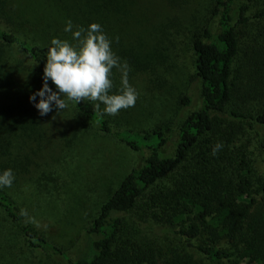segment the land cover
<instances>
[{
  "label": "trees",
  "instance_id": "1",
  "mask_svg": "<svg viewBox=\"0 0 264 264\" xmlns=\"http://www.w3.org/2000/svg\"><path fill=\"white\" fill-rule=\"evenodd\" d=\"M138 1L0 0V151L9 155L0 159V172L26 167L21 151L30 159L50 141L49 115L39 116L29 96L42 87L51 40L75 43L63 30L69 20L74 30L99 23L118 55L121 29ZM254 1L214 0L211 20L192 30L201 102L176 128L125 129L91 101L69 102L75 115L62 139L75 143L77 155L92 144L91 127L124 142L142 161L102 202L74 259L26 222L12 194L0 190V216L18 228L29 251L56 264H264V175L250 163L247 145L237 142L252 134L264 152V7L254 10ZM193 101L186 94L181 104ZM257 102L263 106L254 109ZM217 143L223 147L213 156ZM175 174L171 185L161 184ZM149 219L152 226L142 232ZM168 236L179 244L170 246Z\"/></svg>",
  "mask_w": 264,
  "mask_h": 264
},
{
  "label": "rangeland",
  "instance_id": "2",
  "mask_svg": "<svg viewBox=\"0 0 264 264\" xmlns=\"http://www.w3.org/2000/svg\"><path fill=\"white\" fill-rule=\"evenodd\" d=\"M214 0H139L130 22L121 29L118 56L129 66L128 79L139 93L135 107L108 116L117 126L145 133L162 126L177 127L186 114L201 102L199 84L194 76L192 52L189 48L193 29L203 28L211 20ZM264 7V0H255L253 9ZM124 50L122 51V49ZM141 61L142 64H138ZM113 92L120 87L121 74ZM114 80V79H113ZM189 94L192 105L183 106L182 98ZM254 105V109L262 107ZM50 141L37 147V153L27 158L21 151L19 159L25 166H14L12 188H6L26 209L32 222L54 243L64 247L74 259L83 245L85 228L97 214L102 202L118 186L121 178L142 161V157L124 142L89 128L92 144L79 156L75 143L66 144L62 131L69 134V107L58 115L48 114ZM88 125V123H87ZM83 128L86 124L81 125ZM220 133V132H219ZM247 145L250 163L264 175V152L252 134L237 141ZM172 147V146H171ZM77 153L79 155H77ZM0 151V159L7 157ZM183 171V169L181 170ZM179 174L162 181L171 185ZM153 221L142 223V232ZM164 235V234H161ZM170 246L178 243L168 236ZM176 244V245H177ZM0 264H56L41 252L29 251L18 228L6 224L0 216ZM63 264H68L65 260Z\"/></svg>",
  "mask_w": 264,
  "mask_h": 264
},
{
  "label": "clouds",
  "instance_id": "3",
  "mask_svg": "<svg viewBox=\"0 0 264 264\" xmlns=\"http://www.w3.org/2000/svg\"><path fill=\"white\" fill-rule=\"evenodd\" d=\"M64 32L72 34V43L54 37L46 50V63L42 75V87L29 96V102L45 117L53 111L69 109V102L79 105L91 101L102 115L117 116L121 110L135 107L139 93L128 79L129 66L113 51L112 40L99 23L84 28L67 21ZM113 70L121 74V87L113 92ZM103 106V107H101ZM223 147L217 143L212 155ZM15 175L11 168L0 172V190L12 188ZM20 215L28 216L26 209Z\"/></svg>",
  "mask_w": 264,
  "mask_h": 264
}]
</instances>
